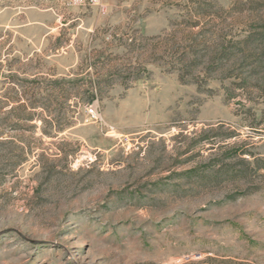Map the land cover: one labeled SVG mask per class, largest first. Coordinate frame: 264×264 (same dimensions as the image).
<instances>
[{
	"label": "rangeland",
	"instance_id": "374dc122",
	"mask_svg": "<svg viewBox=\"0 0 264 264\" xmlns=\"http://www.w3.org/2000/svg\"><path fill=\"white\" fill-rule=\"evenodd\" d=\"M201 1L189 70L192 0H0V264H264V0Z\"/></svg>",
	"mask_w": 264,
	"mask_h": 264
},
{
	"label": "trees",
	"instance_id": "16d2710c",
	"mask_svg": "<svg viewBox=\"0 0 264 264\" xmlns=\"http://www.w3.org/2000/svg\"><path fill=\"white\" fill-rule=\"evenodd\" d=\"M194 4L195 12L194 18L192 15L187 20L183 21L181 25H184V30H192L196 26L202 25L203 28L198 33H192L189 31V44L184 46V51L180 56V61L185 64L187 69L195 70L199 64L204 62L208 63V66L215 67L216 64L220 65L224 61H227L231 58L232 52L228 47H222V50L214 52L211 50V47L207 45L206 41L208 39L207 34L212 32V28L217 26L215 20L221 18L219 16L220 11L215 7L210 1H201V0H192ZM251 4V19L253 21V29L250 31L248 36L244 39L243 43L247 47L252 46V49L246 53L243 51L242 59L245 62L252 60V72L264 73V1H249ZM245 53V54H244ZM38 81V79L33 80L32 82ZM264 90V89H263ZM22 102V100L20 101ZM41 105H36L34 103L28 104L27 101L20 103V107L24 109H31L27 119H34L36 116L35 109ZM45 109V107H42ZM45 119H43V122ZM17 129H21L22 125L16 123L13 125ZM60 126V125H59ZM61 128V127H60ZM47 132L45 129L43 130ZM3 134V131L0 132V135Z\"/></svg>",
	"mask_w": 264,
	"mask_h": 264
},
{
	"label": "built area",
	"instance_id": "2783aa9c",
	"mask_svg": "<svg viewBox=\"0 0 264 264\" xmlns=\"http://www.w3.org/2000/svg\"><path fill=\"white\" fill-rule=\"evenodd\" d=\"M73 4L76 5H82V4H86V3H95L99 0H70Z\"/></svg>",
	"mask_w": 264,
	"mask_h": 264
}]
</instances>
